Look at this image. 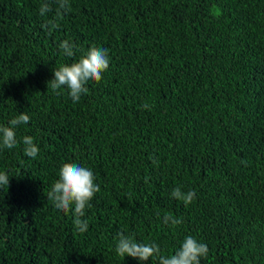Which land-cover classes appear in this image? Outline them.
Here are the masks:
<instances>
[{"label": "trees", "instance_id": "obj_1", "mask_svg": "<svg viewBox=\"0 0 264 264\" xmlns=\"http://www.w3.org/2000/svg\"><path fill=\"white\" fill-rule=\"evenodd\" d=\"M44 2L0 0V125L28 114L17 140L39 148H0V264H158L117 255L120 232L165 256L193 236L201 264H264V0H69L58 18ZM92 46L110 57L100 82L76 103L47 88ZM64 163L100 185L85 233L47 200ZM178 186L195 190L187 207Z\"/></svg>", "mask_w": 264, "mask_h": 264}, {"label": "clouds", "instance_id": "obj_2", "mask_svg": "<svg viewBox=\"0 0 264 264\" xmlns=\"http://www.w3.org/2000/svg\"><path fill=\"white\" fill-rule=\"evenodd\" d=\"M56 4L57 18L62 13L71 10L69 0H56ZM51 10L50 4L45 0L39 8V14L44 16ZM41 27L51 34L60 25L56 19H50ZM58 47L65 57L72 58L76 55L77 46L69 40L61 41ZM109 62L108 49L92 46L75 62L61 64L54 68L53 78L47 82V88L50 87L57 95L60 94L61 89H67L68 95L76 103L88 93L86 85L90 81L100 82L102 74L109 68ZM142 107L149 108V105L144 104ZM29 121V115L20 112L10 119L7 125H0V148L10 150L22 142L24 155L35 159L39 148L34 143V138L25 135L22 137V141H18L16 136V129ZM58 177L51 190L46 194L47 200H51L53 206L60 211L65 213L71 211L75 229L80 233H85L88 229V222L82 218L85 216L86 209L91 207L90 201L100 191V185L94 182L95 176L91 169L76 163L62 164ZM8 184L9 176L5 172H0V187L8 186ZM170 195L172 198L182 201L185 207L189 206L196 198L195 190L184 192L179 186L174 188ZM163 222L166 225L178 226L183 221L171 213H166L163 216ZM115 251L123 258L127 255L138 258L140 261H147L149 258L157 259L158 264H201V258H206L209 254L208 246L193 236H186L174 254L165 256L161 254V248L155 241L140 243L124 232L118 233Z\"/></svg>", "mask_w": 264, "mask_h": 264}]
</instances>
